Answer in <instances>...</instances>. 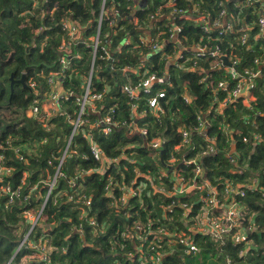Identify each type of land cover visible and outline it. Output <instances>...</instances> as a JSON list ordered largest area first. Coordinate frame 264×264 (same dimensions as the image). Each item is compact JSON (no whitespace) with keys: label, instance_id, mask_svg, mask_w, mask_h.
Returning <instances> with one entry per match:
<instances>
[{"label":"trees","instance_id":"16d2710c","mask_svg":"<svg viewBox=\"0 0 264 264\" xmlns=\"http://www.w3.org/2000/svg\"><path fill=\"white\" fill-rule=\"evenodd\" d=\"M168 1L105 0L104 13L113 14L111 9L118 8L121 17L113 26L102 19L98 38L108 54L100 46L93 58L91 41L97 34L102 0H0V264H150L149 258L161 252L165 253L162 264H221L218 260L224 254L230 258L225 264H264V250L259 248V241L264 243V80L256 79L254 100L248 103L240 97L219 107L224 93L217 83L227 76L226 67L209 70L211 63L219 60L208 55L176 59L172 53L175 44L165 41L168 33L154 31L165 24L164 20L150 18L158 7L162 14L172 12L176 17L173 22L182 29L184 46L199 42L211 48L217 44L226 56L246 63L255 58L264 62V35L259 36L255 27L260 0ZM260 4L264 15V0ZM223 9L227 10L225 18L233 20L236 27L238 22L251 26L246 43L241 41L242 32L221 35L217 28L205 34L198 28L195 14L205 12L213 23L223 19ZM67 18L81 25L79 37L69 40L61 30ZM147 35L153 41L141 44L138 40ZM63 41L70 42L69 51L59 49ZM61 56L67 58L64 70ZM142 58L148 74H142L143 70L140 79L151 74L162 77V82H155L144 96L152 97L159 89L157 101L162 112L157 117L141 98L137 112L143 115L132 119L123 84L138 79L134 69ZM173 62H182L184 69ZM91 66L90 91L102 96L93 100L97 111L90 105L85 107L84 119L89 122L70 137L72 125L65 113L77 112L75 96L59 103L61 114L41 121L42 104L52 91L48 82L51 75L57 73V90L81 95ZM22 75L25 85L16 81ZM202 75L207 76L203 83ZM10 77L15 80L12 85ZM193 83H197L198 93ZM185 95L190 97L188 102ZM36 107L39 111L34 115L31 109ZM104 115H112L119 124L107 135L93 124ZM201 115H206L208 126L199 131L194 126ZM129 124L146 125L147 135L134 127L129 131ZM88 128L105 155L103 161L90 156L83 136ZM181 128L190 132L185 145H181ZM204 133L215 137V152L205 156L200 147L205 142ZM254 133L260 134L262 141H254ZM155 137L162 140L158 154L147 145ZM69 140L67 154L58 167ZM232 156L234 162L230 161ZM172 157L176 159L174 167L168 164ZM195 157L205 171L204 180L218 191L221 200L231 198L223 194L226 185L257 183L254 191L246 189L244 197L233 198L245 207L242 228H252L251 224L245 227L247 211L256 213L255 228L245 241L236 242L233 231L221 238L211 234L197 238L195 253L185 254L179 246L178 235L190 234L192 211L200 206L205 191L182 194L169 211L165 206L169 203L160 202L173 200L167 194L174 183L169 182L173 181L170 176L180 170L191 175L194 165L186 161ZM111 184L113 189L106 188ZM122 184L134 186L138 194L120 206L115 192ZM17 185L21 196L9 202L6 187L13 190ZM161 187L166 190H158ZM180 200L187 202L188 210ZM32 210L34 215L39 212L34 225L28 215ZM241 250L244 255L239 254Z\"/></svg>","mask_w":264,"mask_h":264},{"label":"built area","instance_id":"2783aa9c","mask_svg":"<svg viewBox=\"0 0 264 264\" xmlns=\"http://www.w3.org/2000/svg\"><path fill=\"white\" fill-rule=\"evenodd\" d=\"M125 1H131V0H125ZM174 0H169L168 3H173ZM249 1L246 2L248 4ZM263 0L259 1V15L257 17V21L255 23L256 31L259 34V36L264 35V15H263V5L260 4L262 3ZM104 4L105 0H102V5H101V13L99 17V22H98V30L95 38L93 41H91V47L93 49V53L95 54L98 48L101 46L99 43L100 40L98 38V33L100 30V23L102 19L108 23L109 26H113L116 23V19L121 17L120 11L118 8H112L111 11L113 14H111L109 11H105L104 13ZM175 11V9H173ZM192 11L196 12L197 9H192ZM221 17L223 19H217L213 20V23H210L206 17L205 12H200V14H195L196 23L197 26L200 30H202L205 34H210L211 29H217L219 28L220 31L218 32L221 35L226 34L228 31L233 32L234 30L237 32H242L241 36V41L242 43H246L249 31L251 29V26L244 23V22H238V26H235V23L233 20H227L225 16L227 15V10L223 9L220 12ZM192 16V15H191ZM151 20L157 22L160 19H166L169 20V22L165 25L162 26H156L154 28V31H157V33L163 34L164 32L168 33V40H165L166 42H173L176 46V49L172 53L174 54L176 59H182L187 55H192L193 57H201L208 55L210 58H218L219 61H214L211 63L209 66V70L213 69H218L220 67H226V72L227 76L217 83V87L220 91L224 93V97L222 100H220V106L219 107H224L226 105H229L232 103L233 100L243 97L246 99V101L249 103L250 101L254 100L252 91L253 87L256 85V79H263L264 80V62L260 58H255L251 60L249 63L242 62V60L233 58L231 56H227V60L229 62V65H224L223 61L221 59V55L223 53L221 52V49L219 45H215V47L207 48L205 45L200 44L199 42H196V44L193 42L192 46H184L181 43L180 37L182 34V29L178 23L173 22L174 19H176L175 15L172 16V12L167 13V14H162V10L160 7L156 9L151 15H150ZM137 19V18H135ZM134 24L138 26L137 20H133ZM165 21V20H164ZM215 27V28H214ZM81 28V26L75 22L74 20L67 18L63 20L61 24V30L67 34L69 37H72L71 39H75L79 37L78 31ZM82 30V29H81ZM80 30V31H81ZM139 39V38H138ZM186 40V38H183ZM140 41L141 44H145L148 42L153 41V38L150 35L140 37L138 40ZM126 44H130V39L125 40ZM158 45H155L157 47ZM70 47V42L68 41H63L62 44L60 45L59 49L62 51H69ZM104 54H108V50L104 47L101 46ZM184 52H188L185 53ZM66 57L60 58L61 62V70H64L68 65L66 61ZM171 60V58H167ZM190 58H186V60H189ZM144 58L141 59V61L137 64V67L134 69L135 74L138 77V79L134 82H128L123 84V92L126 93L128 97V102L131 107V112H132V119L135 116L143 115L139 114L137 112V104L138 101L141 98H144L146 101V105L148 108H153L152 110L157 114V117L161 114L162 109L161 106L158 104V98L161 95V91L159 89L155 90V95L152 97H144L145 95L149 94L151 92V88L153 90V84L155 82H162V77H156V75L151 74L148 75V77L145 79H140L141 78V72L144 70L146 66H144ZM172 61V60H171ZM174 65H176L178 68H183V63L181 62L178 64L177 62H173ZM195 63L196 60L192 62V65L195 69ZM195 65V66H194ZM254 65V68H253ZM187 69V68H185ZM208 71V70H205ZM92 73V70L90 69L89 72V78L87 79V83L85 85L84 92L81 95H76L73 92H62L57 90V82H56V74H52L51 77L48 79V82L52 85V91L47 95L46 100L42 104V117L41 121H45L52 115L55 114H61L59 112V103L61 101H66L70 99L71 97L75 96V101L76 104L78 105L77 112H75L74 115L71 113H65L66 119L71 123L72 125V130H71V135L72 137L78 129L85 124L88 121H85L84 119V114L83 111L85 110V107L87 105L91 106L92 111H97L96 107L93 104V100L100 99L102 96V93H94L90 91V75ZM144 75L148 74L147 70H144L143 73ZM207 81V76L202 75V78L200 79V82H205ZM190 99L189 95L184 96V100L188 102ZM87 101V104L85 105V102ZM251 105V103H250ZM249 105V108H251ZM38 108L31 109L32 114H37L38 113ZM85 112V111H84ZM80 113V114H79ZM260 114V112H257ZM264 114V113H263ZM79 115V116H78ZM82 115V117H81ZM78 116V117H77ZM102 117V118H101ZM99 117V120H96L93 124L95 127H98L99 132L102 135H107L109 134L113 128L117 127L119 124L118 122L114 119L112 115H104ZM81 118V119H80ZM206 115H201L196 117L197 124L194 126V129L202 131L203 128L208 126V121L205 120ZM245 121L246 123L248 122L247 116H245ZM133 127L135 128L136 131H138L141 135H147L148 133V127L145 126H138L137 124H134L131 126L130 124L128 125L129 131H132ZM227 128L225 127L224 130ZM181 133V145H185L189 141L190 137V132L186 128H181L180 129ZM83 136L86 138V140L89 143V152L90 156L97 160L103 161L104 154L100 147L97 144V141L94 137V134L92 132V128H88L86 131H84ZM204 143L200 146L202 151L201 154L203 156L210 155L215 152L214 150V143H215V137L211 136L209 137L206 133H204ZM253 140L254 141H262L261 135L260 134H253ZM45 141V140H44ZM264 142V138H263ZM70 140L68 141L63 153L61 154L60 161L58 164V167L60 166L61 162L63 161L64 157L67 154L68 148H69ZM150 149L154 151V153L158 154V151L161 148L162 145V140L158 137H155L149 141L147 144ZM206 145V146H205ZM110 159V158H108ZM115 161L116 159H112ZM175 157H172L168 160V164L171 167L175 166ZM230 161L234 162V157H230ZM186 164H193L194 165V171L192 172L191 175H184L183 171H179L174 175L173 177L169 179H173V181L169 182H174L172 184V189L167 193L173 200L170 199V202L168 201V205H165L168 208H173L177 206V200H179L180 196L184 193H192L194 190L198 191H205V194L201 196L199 199L200 206L203 209V218L207 220L208 227L204 228L203 231L200 230H195L192 233L190 232L189 235L183 234L178 235V242L180 243L179 246L182 247L183 251L185 254H190L192 251L195 253L198 250V240L201 237H204L208 234L215 235L219 238H221L223 235H228L230 233L235 234V241L236 242H241L243 239V229H242V220L244 218V213H245V207L241 205L238 201L234 200L233 198L236 196L244 197L247 193V190L254 191L257 183H251L249 185H226L224 187V195L227 197H231L229 201L226 200H221L218 198V191L213 188V191H215V195L211 191H209L206 188L208 182L204 180V169L198 160L197 157L191 158L186 161ZM176 169V167H175ZM110 180V179H109ZM133 182V181H132ZM131 182V183H132ZM209 185V184H208ZM106 188L113 189V185L111 184L110 186H106ZM138 189L139 186H138ZM212 189V188H211ZM6 190L10 193L9 195V202L14 201L16 198H19L21 196V187L20 185H17V187L13 190H10L9 187H6ZM160 191H165V187L158 188ZM207 191V192H206ZM117 196H119V199H117V203L120 206H123L128 204V199L129 197H133L138 194L137 189L134 186L129 185H118V192H115ZM178 196V197H176ZM264 197V193L261 195ZM128 200V201H127ZM181 206L183 209L188 210L187 202H183V200H180ZM126 204V205H127ZM169 211V210H168ZM29 213V212H28ZM90 223L93 224L94 221L90 220ZM137 229H141V225L136 226ZM199 235V236H198ZM197 238H199L197 240ZM198 245V246H197ZM41 251L44 250V246H42ZM243 253V250L239 252V254ZM165 253H154L153 257L151 259L149 258L150 264H162V260L164 259ZM41 259H47L46 255H41ZM226 261L227 263H230V258L227 255L226 256ZM169 264H178V263H169Z\"/></svg>","mask_w":264,"mask_h":264},{"label":"rangeland","instance_id":"374dc122","mask_svg":"<svg viewBox=\"0 0 264 264\" xmlns=\"http://www.w3.org/2000/svg\"><path fill=\"white\" fill-rule=\"evenodd\" d=\"M165 21V24H167L168 22H169V20H166V19H164ZM79 24V23H78ZM164 24V25H165ZM81 26V25H80ZM80 30H81V28L79 29V31H78V34H77V36L78 35H80ZM72 37H69V40L71 39ZM223 55H225V54H223ZM93 58L95 57V54L93 53ZM222 56V55H221ZM227 57V56H226ZM222 59V58H221ZM223 61V60H222ZM228 61V60H227ZM225 65V64H224ZM92 68H93V66H91V70H92ZM191 85H193V87H194V91L196 92V93H198V88H196L195 86L197 85V83L195 84V83H193V84H191ZM87 104V101L85 102V105ZM85 112L83 111V114H84ZM80 114V113H79ZM85 115V114H84ZM79 116V115H78ZM77 116V117H78ZM81 117H82V115H81ZM81 119V118H80ZM85 121H87L86 119H85ZM89 122V121H88ZM95 139H96V137H95ZM23 148V150H25L26 152L28 151L26 148H24V147H22ZM33 149H34V147H32ZM102 172V171H101ZM138 173V172H137ZM175 175H177V174H175ZM174 175H171L170 176V178L171 177H173ZM54 183H55V179H52L51 180V182H50V184H49V187H50V189L52 190V188H53V186H54ZM208 184H209V182H208ZM207 184V187H209V188H206V189H208L209 191H211L212 193H213V195H215V191H213V189H211L212 187L210 186V185H208ZM139 188L141 189V187L139 186ZM207 192V191H206ZM264 198V197H263ZM168 201H169V199H163L160 203H162L163 205L164 204H166V203H168ZM202 206V205H201ZM201 206H198L194 211H192V213H193V215H192V217L190 218V223H189V226H188V231H190L191 233L193 232V231H195V230H200V231H203L204 230V228H205V230H206V228L208 227V223H207V220L205 219V218H203V209H202V207ZM244 206V205H243ZM167 210H172V209H174V207L173 208H166ZM245 210V209H244ZM256 213L253 211L252 213H250L249 214V212L247 211V214H246V217H247V224L245 225V227L247 228L250 224L252 225V228H251V230L254 228V225H253V219H254V215H255ZM28 215H29V218L33 221L32 222V224L35 222H37V220H38V218H39V212H38V214L37 215H34V211L32 210L31 212H29L28 213ZM245 216V215H244ZM32 224H31V226H32ZM30 231H31V229H30ZM246 231H250V230H246ZM247 234L248 233H245L244 232V237H245V239H246V237H247ZM202 239V238H201ZM242 241H244V239L242 240ZM224 251V250H223ZM223 251H221V252H223ZM245 251V250H244ZM223 254H224V252H223ZM240 255H244V253H241ZM225 259H226V254H224L223 255V259H219L218 261H219V263H221V264H223L224 262H225Z\"/></svg>","mask_w":264,"mask_h":264},{"label":"water","instance_id":"95a60500","mask_svg":"<svg viewBox=\"0 0 264 264\" xmlns=\"http://www.w3.org/2000/svg\"><path fill=\"white\" fill-rule=\"evenodd\" d=\"M221 58H222V60H223V64H225V65H229V62L227 61V57H226V55H222L221 56ZM11 78V85L15 82V80H13L12 79V77H10ZM17 82H21V83H23L24 85H25V76L24 75H22V77L19 79V80H16ZM35 224V222L33 223V225ZM32 225V226H33ZM32 228V227H31ZM259 248L260 249H262V250H264V243L262 242V241H259Z\"/></svg>","mask_w":264,"mask_h":264},{"label":"crops","instance_id":"0c3cea01","mask_svg":"<svg viewBox=\"0 0 264 264\" xmlns=\"http://www.w3.org/2000/svg\"><path fill=\"white\" fill-rule=\"evenodd\" d=\"M188 213H189V212H188ZM254 228H255V227H254ZM254 228H253V229H254ZM242 229H243V235H242V236H243V239H244V241H245L246 239H245V237H244V232H245V233H248V232L251 231V229H244V228H242ZM253 229H252V230H253ZM246 230H250V231H246ZM246 238H247V237H246ZM243 239H242V240H243ZM250 244H251V242L248 241L247 245H250ZM224 264H225V263H224Z\"/></svg>","mask_w":264,"mask_h":264}]
</instances>
